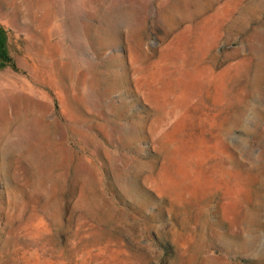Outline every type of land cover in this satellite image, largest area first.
I'll list each match as a JSON object with an SVG mask.
<instances>
[{
    "label": "rangeland",
    "instance_id": "obj_1",
    "mask_svg": "<svg viewBox=\"0 0 264 264\" xmlns=\"http://www.w3.org/2000/svg\"><path fill=\"white\" fill-rule=\"evenodd\" d=\"M0 264H264V0H0Z\"/></svg>",
    "mask_w": 264,
    "mask_h": 264
},
{
    "label": "trees",
    "instance_id": "obj_2",
    "mask_svg": "<svg viewBox=\"0 0 264 264\" xmlns=\"http://www.w3.org/2000/svg\"><path fill=\"white\" fill-rule=\"evenodd\" d=\"M0 67L15 69V63L8 51V38L5 31L0 28Z\"/></svg>",
    "mask_w": 264,
    "mask_h": 264
}]
</instances>
